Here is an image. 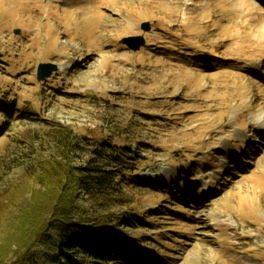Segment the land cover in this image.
<instances>
[{
  "label": "rangeland",
  "instance_id": "rangeland-1",
  "mask_svg": "<svg viewBox=\"0 0 264 264\" xmlns=\"http://www.w3.org/2000/svg\"><path fill=\"white\" fill-rule=\"evenodd\" d=\"M133 37L138 51L121 44ZM41 63L58 70L38 81ZM262 108L264 38L234 0H0V264L31 235L63 127L137 153L110 206L131 218L116 229L133 264H264Z\"/></svg>",
  "mask_w": 264,
  "mask_h": 264
},
{
  "label": "trees",
  "instance_id": "trees-1",
  "mask_svg": "<svg viewBox=\"0 0 264 264\" xmlns=\"http://www.w3.org/2000/svg\"><path fill=\"white\" fill-rule=\"evenodd\" d=\"M55 139L57 153L35 175L41 190L24 209V218L25 213L32 218L21 222V229L31 235L7 264H133L116 229L131 218L112 213L110 206L124 202V189L136 184L129 174L136 170L137 153L125 143L77 135L64 127ZM80 197L88 210L77 204ZM42 247L52 253L43 261Z\"/></svg>",
  "mask_w": 264,
  "mask_h": 264
},
{
  "label": "bare ground",
  "instance_id": "bare-ground-1",
  "mask_svg": "<svg viewBox=\"0 0 264 264\" xmlns=\"http://www.w3.org/2000/svg\"><path fill=\"white\" fill-rule=\"evenodd\" d=\"M71 1V0H70ZM191 1V0H190ZM193 1V0H192ZM211 0H206V4L208 5ZM125 5L126 9H138L139 6L131 7V3L129 1H122ZM117 5V4H116ZM234 6L236 9V14L242 18V22L248 24L256 34L259 35L261 39L264 38V11L257 3V0H234ZM97 16L94 15V18ZM98 18V17H97ZM236 26V25H234ZM66 64H63L62 67H66ZM251 120L257 124L259 130L264 133V108L261 109L260 113L257 116L251 117ZM229 140L224 141V146L228 147ZM225 160V159H224ZM226 160L223 162V167L226 164ZM221 173H216L214 175V179L217 178ZM207 193V192H206ZM205 193V195H207ZM215 227L217 230H222L223 224L221 221H216Z\"/></svg>",
  "mask_w": 264,
  "mask_h": 264
},
{
  "label": "water",
  "instance_id": "water-1",
  "mask_svg": "<svg viewBox=\"0 0 264 264\" xmlns=\"http://www.w3.org/2000/svg\"><path fill=\"white\" fill-rule=\"evenodd\" d=\"M144 30L148 31L150 29V25L148 23L143 24ZM20 33V30L16 31V34ZM134 42H137L134 44ZM121 44L126 45L133 51H138L142 46L145 45V41L141 37H133V38H124L121 41ZM58 70V66L53 63H41L37 68V79L38 81H44L51 73Z\"/></svg>",
  "mask_w": 264,
  "mask_h": 264
}]
</instances>
